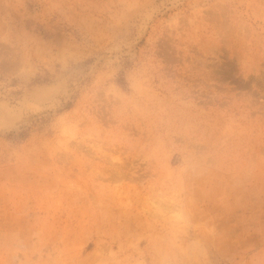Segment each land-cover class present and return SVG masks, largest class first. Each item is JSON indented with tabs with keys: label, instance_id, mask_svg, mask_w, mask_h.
<instances>
[{
	"label": "rangeland",
	"instance_id": "1",
	"mask_svg": "<svg viewBox=\"0 0 264 264\" xmlns=\"http://www.w3.org/2000/svg\"><path fill=\"white\" fill-rule=\"evenodd\" d=\"M0 264H264V0H0Z\"/></svg>",
	"mask_w": 264,
	"mask_h": 264
}]
</instances>
